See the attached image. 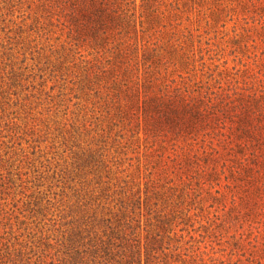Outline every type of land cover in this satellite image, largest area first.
Here are the masks:
<instances>
[{
	"label": "rangeland",
	"instance_id": "rangeland-1",
	"mask_svg": "<svg viewBox=\"0 0 264 264\" xmlns=\"http://www.w3.org/2000/svg\"><path fill=\"white\" fill-rule=\"evenodd\" d=\"M73 2L0 0V264H264V188L230 123L145 135L119 103L137 78L264 99V0H108L95 42Z\"/></svg>",
	"mask_w": 264,
	"mask_h": 264
},
{
	"label": "trees",
	"instance_id": "trees-1",
	"mask_svg": "<svg viewBox=\"0 0 264 264\" xmlns=\"http://www.w3.org/2000/svg\"><path fill=\"white\" fill-rule=\"evenodd\" d=\"M77 0H72V14L76 13V18L73 19L75 29L78 34L82 35L84 40L91 38L92 41H98L100 35H106L107 31L114 28V22L118 21L116 12L108 4V0H83L80 4ZM79 13V15H78ZM79 16V18H78ZM78 19V20H77ZM107 37H103L101 42L106 41ZM116 59L120 58V63L126 61L121 60L122 55L116 54ZM119 56V57H118ZM153 55V62L157 59ZM148 57L143 56V62H146ZM151 62V64H153ZM144 64V63H143ZM111 64L110 73L114 67ZM124 72L129 70L125 67ZM118 76V74H116ZM125 79V78H124ZM136 84L135 88L125 89L128 94L124 98H119L120 114L127 116L130 112L139 113L143 121L144 134L151 132L154 136L170 133L174 138H190L198 136L200 131H204L216 122L219 115L222 116V124L227 120L230 123L231 135L233 138H224L225 149L231 143L233 147L228 150L234 153L243 154L244 150L250 149L246 160L245 173L252 183L256 182L254 188H264V99H257L254 96H246L242 102L236 105L229 106L218 100V96L214 98L208 97L206 94H199L196 89L188 87H177L172 85H158L153 81H144L137 78L133 81ZM125 83L124 87H126ZM138 94L141 98H137ZM123 96V95H122ZM116 97V96H115ZM118 101V100H117ZM233 111V112H232ZM232 113V114H231ZM219 120V118H218ZM207 135V134H205ZM221 136V135H220ZM222 137V136H221ZM250 156V157H249ZM257 169L254 170V167ZM263 178V179H262ZM260 179V180H259ZM122 207V206H120ZM124 211V210H123ZM107 233L103 234L106 240L99 242V247L93 250V254H102L105 260L113 259L115 254L112 253V239H118V226H113L110 221H106ZM133 233L130 228L125 229ZM130 230V231H129ZM126 233V232H124ZM126 258L133 256L134 252H127ZM145 249V256L148 254ZM140 252L138 250V258ZM126 264L128 262H125Z\"/></svg>",
	"mask_w": 264,
	"mask_h": 264
}]
</instances>
